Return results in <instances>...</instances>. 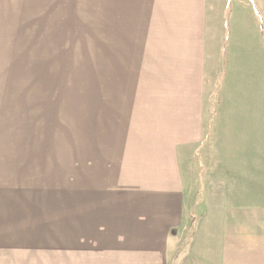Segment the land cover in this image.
I'll use <instances>...</instances> for the list:
<instances>
[{"label": "rangeland", "instance_id": "rangeland-1", "mask_svg": "<svg viewBox=\"0 0 264 264\" xmlns=\"http://www.w3.org/2000/svg\"><path fill=\"white\" fill-rule=\"evenodd\" d=\"M214 1L223 7V0ZM256 3V10L234 9L240 22L230 30L228 47L222 21H230L232 12L215 10L213 19L221 23L213 21L212 61L196 95V114L171 102H188L191 94H153L159 110L171 111L159 113L161 118L172 112L182 117L178 138L186 127L180 156L193 216H186L179 234L180 251L190 244L196 219L207 213L203 226L228 229L233 219L237 229L248 231L247 243L254 226H264V0ZM105 4L8 0L0 5V209L28 212L34 205L40 212L42 207L45 222L38 228H56L63 211L72 221L73 151L86 161L90 127L104 130V118L113 117L105 103H114L115 95L106 94L105 86L180 85L178 72L155 62L163 48L152 58V43L138 38L134 49L131 37L118 53L108 49L109 34V42L118 36L111 30L110 9L106 21ZM152 34L148 30L147 36ZM144 96L141 102L148 100ZM176 126L166 129L175 135Z\"/></svg>", "mask_w": 264, "mask_h": 264}, {"label": "crops", "instance_id": "crops-1", "mask_svg": "<svg viewBox=\"0 0 264 264\" xmlns=\"http://www.w3.org/2000/svg\"><path fill=\"white\" fill-rule=\"evenodd\" d=\"M240 2L248 6H234L233 0H223L222 8L214 0H106V21L110 9L111 30L118 36L109 42V34L108 49L118 53L131 37V47L138 49L143 38L152 43V58L164 49L155 62L178 72L180 85L105 86L106 94L115 95L114 103H105L113 117L104 118V130L90 127L86 161L73 151L72 221L63 211L56 228L44 229L38 228L39 221L45 222L42 207L40 212L28 207L29 213L0 209V264H264V226L255 225L247 243L248 231L237 229L233 219L228 229L203 226L208 213L196 219L190 244L179 250L186 216H193L180 156L186 127L178 138L182 117L172 112L171 118H161L159 113L170 116L171 111L159 110L153 95L191 94L188 102H171L196 114V95L212 61L213 21L221 23L214 12H232L230 21H222L231 40L230 30L240 22L234 9H257L256 0ZM119 37L124 42L116 41ZM141 94L150 101L141 102ZM169 125H177L175 135ZM252 217L258 220V214Z\"/></svg>", "mask_w": 264, "mask_h": 264}]
</instances>
